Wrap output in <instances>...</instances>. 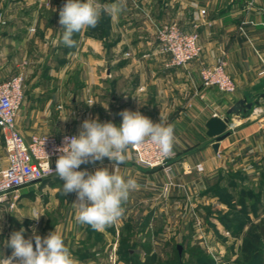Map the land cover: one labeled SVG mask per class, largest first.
Returning <instances> with one entry per match:
<instances>
[{"label": "crops", "instance_id": "1", "mask_svg": "<svg viewBox=\"0 0 264 264\" xmlns=\"http://www.w3.org/2000/svg\"><path fill=\"white\" fill-rule=\"evenodd\" d=\"M115 2L102 0V6ZM139 2L137 9L126 0V8L118 16L105 12L104 35L101 29H84L73 37L77 46L68 48L61 42L63 29L58 23L63 0L59 10L58 0H0V80L26 72L17 115V126L25 137L38 126L55 135L65 129L78 135L82 122L96 117L119 126V113L125 109L138 110L154 123L174 126L176 154L168 166L144 167L137 163L133 147L127 150V161L118 173L125 179L134 178L138 187L130 192L122 205V217L113 225L95 231L78 223L73 204L76 194L60 193L65 197L68 219L53 225L44 219L38 231L42 237L56 230L66 245L94 234L108 243L116 238L119 226H147L148 220H157L165 199L190 200V195L205 192L203 188L225 170L226 154L252 148L257 150L254 172L259 174L264 165V99L247 112L231 115L230 134L219 142L217 152L206 126L211 117L226 116L239 99L254 103L264 92V0ZM143 11L160 22L173 20L187 30L198 29L201 55L185 66H172L161 56ZM220 60L226 62L236 83L232 93L202 85L200 70ZM56 62L59 73L40 76L36 72L40 67L51 69ZM52 81L59 85L53 86ZM6 162L4 151L0 165ZM102 166L113 170L107 158L86 164L82 170L94 172ZM260 220L258 216L254 223Z\"/></svg>", "mask_w": 264, "mask_h": 264}, {"label": "rangeland", "instance_id": "2", "mask_svg": "<svg viewBox=\"0 0 264 264\" xmlns=\"http://www.w3.org/2000/svg\"><path fill=\"white\" fill-rule=\"evenodd\" d=\"M96 2L102 6V0ZM131 3L137 9L141 7L139 0H131ZM57 6L59 10L60 0ZM143 14L153 28L158 42L154 23L164 22L155 20L148 11H143ZM107 21V14L103 13L98 25L87 29H101V34L104 35ZM167 22L187 30L173 20ZM161 56L170 63L168 55ZM59 66L56 62L51 69L44 70L40 67L36 72L39 75H55L59 73ZM23 74L26 77L25 70ZM12 76L14 74L8 78ZM55 84L59 85L52 81V85ZM40 127L33 129L31 133L55 135L50 129ZM63 132L75 133L69 129ZM256 151L250 148L243 150L244 153L226 154L223 166L225 170L220 173V178L217 176L213 183L203 188L205 192L190 195V200L188 197H181L172 202L165 199L163 210L158 212V219L153 222L148 220L147 226H119L116 229V238L108 243L94 234L83 242L72 241L66 246L79 264H178L177 255L184 264H238L243 257L242 246L248 229L258 216L261 220L264 219V165H261L259 174L254 172L252 163ZM3 152V140L0 135V155ZM60 193H63V181L54 176L47 181L32 183L20 189L15 209L0 207V214L3 215L0 220V257L11 256L13 250L7 247L5 242L13 232L24 228L25 238L28 239L33 234L32 225L38 232L44 219L48 225L68 219V211L64 206L65 197ZM37 213L43 214L38 222L27 217ZM21 217L23 218L19 219ZM124 236L128 237L126 247L130 249L125 254L126 259L120 257V250L126 248L122 246ZM178 246L182 247L181 252Z\"/></svg>", "mask_w": 264, "mask_h": 264}, {"label": "clouds", "instance_id": "3", "mask_svg": "<svg viewBox=\"0 0 264 264\" xmlns=\"http://www.w3.org/2000/svg\"><path fill=\"white\" fill-rule=\"evenodd\" d=\"M125 8L126 0H116L107 7L96 0H67L59 10L58 23L63 29L61 42L68 48H75V34L95 28L103 13L118 16ZM119 115L122 116L119 126L111 121L100 122L98 117L85 119L78 135L64 136L62 146L53 150L59 155L55 168L51 167L52 171L63 181L65 196L76 194L73 204L78 211V223L89 225L95 231L105 230L122 217V205L130 192L138 187L134 178L125 179L118 173L120 165L127 161L126 153L130 147L151 142L158 146L163 158L173 154V125L154 123L138 110L125 109ZM104 158L112 162L111 172L103 166L94 172L78 170L81 165L102 162ZM41 215L37 213L27 217L38 222ZM2 219L3 215L0 214ZM24 233L25 229L21 228L11 234L5 245L13 250L12 254L10 257H0V264H79L58 231L41 237L33 226L30 238L26 239Z\"/></svg>", "mask_w": 264, "mask_h": 264}, {"label": "built area", "instance_id": "4", "mask_svg": "<svg viewBox=\"0 0 264 264\" xmlns=\"http://www.w3.org/2000/svg\"><path fill=\"white\" fill-rule=\"evenodd\" d=\"M206 12L205 8L201 13ZM159 51L169 56L170 63L182 67L198 58L202 53L200 33L180 28L175 23H154ZM226 62L220 60L200 71L204 87H217L222 91H236V83L227 72ZM24 74L0 81V135L6 153V165H0V207L13 210L17 206L20 189L56 176L52 168L58 153L53 150L62 146L64 136L77 135L63 132L60 135L34 132L25 137L17 126V115L24 98ZM138 164L147 168L166 167L175 156L163 158L157 145L146 142L133 147ZM52 167V168H51ZM84 165L80 166L82 170Z\"/></svg>", "mask_w": 264, "mask_h": 264}, {"label": "trees", "instance_id": "5", "mask_svg": "<svg viewBox=\"0 0 264 264\" xmlns=\"http://www.w3.org/2000/svg\"><path fill=\"white\" fill-rule=\"evenodd\" d=\"M45 179L44 181H47ZM128 237H123L122 246L126 247ZM129 248L120 250V257L125 258ZM243 257L238 264H264V219L260 223H253L245 235V243L242 246ZM126 259V258H125ZM178 264H184L177 255Z\"/></svg>", "mask_w": 264, "mask_h": 264}, {"label": "water", "instance_id": "6", "mask_svg": "<svg viewBox=\"0 0 264 264\" xmlns=\"http://www.w3.org/2000/svg\"><path fill=\"white\" fill-rule=\"evenodd\" d=\"M66 2L67 1L65 0L63 5ZM263 99L264 92L261 93L260 98L257 99L254 103L247 102L246 98H241L229 109L226 116L222 117L215 115L208 120L206 124L208 129L207 135L213 139L212 147L215 152H217L219 149V142L230 134L229 124L232 119L231 115H239L240 112H247L249 109H252L253 105H261ZM178 249L181 252L182 247L178 246Z\"/></svg>", "mask_w": 264, "mask_h": 264}]
</instances>
